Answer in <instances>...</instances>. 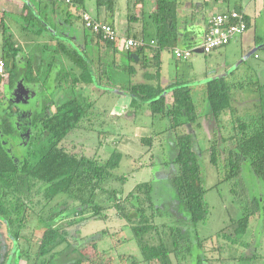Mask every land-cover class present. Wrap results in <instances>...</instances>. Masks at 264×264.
Masks as SVG:
<instances>
[{"label":"trees","instance_id":"obj_1","mask_svg":"<svg viewBox=\"0 0 264 264\" xmlns=\"http://www.w3.org/2000/svg\"><path fill=\"white\" fill-rule=\"evenodd\" d=\"M138 1L139 4L126 0L127 27H132L133 22H140L147 16L151 21L148 25L152 27L154 43L145 40L146 25L142 26L140 36L128 28L122 37L142 38L147 43L133 49L120 47L118 42L105 38L103 33L87 28L82 20L83 13L87 12L94 20L109 24L117 30V0H95L97 16L84 8L85 0L44 1L51 15L60 18L65 25L75 20L82 21L85 30L81 38L83 46L76 48V45L66 44L58 38L54 49L80 71L72 76L70 71L55 72L52 68L47 69L48 73L42 76L44 61L36 65L26 57L23 48L13 41L4 19L0 18L3 30L0 60L5 63V76L0 75V91L3 92L0 99L3 113L0 115V227L4 225L8 230L13 229L15 240L19 238L26 241L27 248L21 251L19 257H25L27 264L30 261L31 264H114L112 253L99 249V242L111 236L109 231L100 230L86 236L80 232L85 222L94 219L106 221L105 211L111 205L118 212V217L129 224L131 239L140 252L141 260L131 264H174V260L176 264H214L225 260L221 255V245L213 249L220 253V258L212 259L208 255L207 243L216 239L214 236L203 238L198 231V224L209 218L210 208L206 200L207 189L197 143L201 115L193 88L188 81L179 78L167 84L160 79L162 53L172 51L174 55V49L180 46L182 39L181 25L188 24L180 21L184 7L194 10L190 15V20L194 21L197 18L196 10H201L203 4L199 5L195 0H154V8L151 9L150 2L146 3L148 0ZM137 7L141 10V17L133 12ZM233 9L242 12L239 8ZM101 11L105 14L104 21L100 20ZM23 20L28 25L22 30L35 34H42L43 29L48 30L42 23L47 19L42 20L31 12ZM33 21L41 22L42 26L29 28V22ZM246 22L248 28L247 16ZM69 38L64 36L62 39ZM185 39H189V36ZM198 44H188L185 48H193ZM87 45H90L89 51L85 50ZM197 51L200 50L195 49L192 56ZM133 54L138 56V61L132 57ZM49 62L50 67L53 61ZM114 70L128 72L129 76H142L138 82L130 80L128 85H121L119 91L124 90V93L136 99H144L153 118L159 117L168 122L161 133H153L141 140L151 148L155 143L158 145L157 141L160 146L165 139L168 143L173 142L169 143L173 154L165 162V165H173L175 168L170 181L167 179L174 192L168 198L159 195L153 181L137 184L122 198L116 189L103 186L104 182L113 178L112 170L119 166L121 153L114 152L103 161L97 156L69 152L62 145L66 137L87 119L92 107L77 84L84 82L93 84L95 88L109 87ZM51 74L54 87L57 91L61 89L57 100L47 97L39 110H32L31 114L24 116L19 107L21 100L14 98L18 84L22 82L25 87L31 86L32 90L33 87H43L45 81L51 80ZM226 77L215 76L200 85L203 88V102L207 103L206 121L210 134L207 150L210 152L211 163L225 170L224 181L231 183L233 198L239 202L243 212L238 219H231L230 224L215 237L225 238L233 245L249 247L251 243L245 237L251 220L258 219L264 228V195L250 191L241 177L243 164L248 163L250 173L264 183V109L261 107L264 105V83L229 82ZM246 86H252V91L257 94L254 99L256 112L240 115L233 106L234 92H240ZM21 97L23 102L30 101V95L21 94ZM258 107L261 110L258 111ZM227 116L230 128L224 123ZM224 127L229 129L225 130V134L221 133ZM168 134L171 136L168 137ZM163 135L166 138L162 139ZM16 146H25L26 154L17 156L13 152ZM125 178L123 176L119 179ZM34 190L42 194L36 195L42 197L36 204L31 195ZM104 196L109 201H105ZM112 200L113 203L109 205L107 202ZM31 219L44 226L38 243L32 242L31 235L22 234L31 227ZM229 227L231 231H228ZM32 244L36 245L34 251ZM254 244L257 246L258 243L254 241ZM88 247L93 251L90 255L86 252ZM114 247L115 251L119 248ZM232 255L236 257L234 252ZM119 258L124 260V255H119ZM242 258L250 259L244 255Z\"/></svg>","mask_w":264,"mask_h":264},{"label":"rangeland","instance_id":"obj_2","mask_svg":"<svg viewBox=\"0 0 264 264\" xmlns=\"http://www.w3.org/2000/svg\"><path fill=\"white\" fill-rule=\"evenodd\" d=\"M134 1L135 3L139 2L138 0H133V2ZM218 1L221 0H207V3L213 6L218 5ZM149 2L150 8L153 9L155 1H146L147 4ZM195 2L203 4L205 0H195ZM223 4L225 8L232 9L239 6V4L248 5L247 13L252 19V27L249 35H253L254 30H256L259 41L256 44H253L252 41H248L249 45L244 42L242 46L240 44L236 46L235 43H232L227 47L224 46L225 48L222 47L214 50L211 54H203L202 51H197L189 60H178L174 57L172 51H164L161 55L160 79L165 84L175 78L188 81V84L193 88L195 102L200 108L201 127L198 129L197 143L201 151L200 161L203 169L204 185L207 189L206 200L209 204L210 215L206 222L198 224V231L199 235L203 238L214 236V239H216L207 243L208 255L212 259L220 258V253L213 249L221 245L223 247V253H221V255L225 260H222V262H214V264H264V228L263 223L259 222L258 219L251 220L250 227L245 237L251 243L249 247H243L238 244L233 245L225 238L215 237L219 231L230 224L231 219H238L241 217L243 211L240 208L239 202L235 201L233 198L234 195L231 192V183L224 181L225 170L222 167L217 168L210 161V152L207 150L208 144H210L208 121H206L208 118L206 116L207 103L203 102V94L201 92L203 88H201L200 85L208 79L219 75L227 76L226 78L229 82L253 81L261 84L264 83V0H225ZM84 8L93 16H97L98 11L95 0H85ZM117 8V13L115 15L116 29L121 36H125L128 24L126 17V0H117ZM200 8L201 10H196L195 12L197 20L195 24L193 23L194 26L200 23L205 16V9L202 7ZM210 8L211 7H208L207 9L208 13ZM193 11L188 13V16L181 14L182 20L184 17H189L188 19L190 20L192 18L190 15ZM133 12H135L138 17L142 15L139 7L135 8ZM100 19L102 21L105 20L103 11L100 13ZM191 22L190 20L188 25L191 26ZM42 23L48 29H43V35L40 36L29 31L33 39H25L26 36H24L23 32H26V29L22 30V27L28 25V23L21 18H16L12 24V32H14V34L12 33L13 41L23 48L24 55L32 59L36 65H40L41 62L44 61L41 70L42 76L48 73L47 69L49 68L54 69L55 72L58 70H63L64 73L70 71L71 76L79 74L80 71L73 68L74 66L71 61L62 54H58L54 51L58 39H52L50 32H56L61 36L70 37L69 39H60V41H64L66 44L76 45V48L79 45L83 46L81 42L83 40L81 38L85 30L82 21L75 20L70 25L64 24L58 28H56L54 20L49 19L47 21H42ZM148 23L151 24V21L145 16L144 20L141 19V21L137 23L133 22L132 27L140 36L142 34V26L146 25L145 36L146 39L149 40L152 36V27L149 26ZM40 26H42L41 22L33 21L29 22L28 27L34 29ZM244 35L245 34H243V36ZM75 37H77V39H74ZM189 39H192V37L189 36ZM193 39H199V37L197 36ZM1 48L2 39L0 34V53ZM86 49L89 51L91 49L90 45H87L85 50ZM96 54L97 53H95V55ZM49 61H53L50 67L48 66L50 63ZM138 80H142V76L139 74L137 76H129L128 72L114 70L112 73V84L109 87L95 88L93 84L79 82L77 88H82L81 94L84 97H88V101L91 102L92 107H90L87 119L83 121L78 129L74 130L66 137L62 145L69 152L89 157L97 156L98 159L103 161H106L110 154L114 152L121 153L122 157L119 166L112 170L114 174L113 178L104 182L103 186L107 189H116L119 193L118 195H122V198L127 196L137 184L147 181H153L158 189L159 195L168 198V195H174L169 178L172 176V173L175 172V168L173 165H165V162L173 154L172 145H169V143L173 142L170 141L168 143L165 139L163 145L160 146L159 141H157L158 145L155 143L151 148L141 141L142 138L150 137L153 133H161L163 129L166 128L168 122L167 120H160L159 117L153 118L151 112L147 109V103L144 99H136L129 93H124V90L119 91V88L123 85H128L129 81L135 83L138 82ZM52 81L51 74V80L45 81L43 87H33L32 90L31 86H26L25 88L28 95H30L29 102L27 100V102H23L19 91H15L14 98L17 101L21 100L19 107L22 112H24V116L25 114H31L30 111L32 110H39L47 97L57 100L58 93L61 89L57 91ZM42 82L41 80V83ZM149 82L154 84L152 80ZM252 89V86H246L240 92H234L233 106L240 115L245 112H256L254 99L257 94L254 93ZM2 93L3 92L0 91V99ZM261 107L264 109V105ZM261 107H258V111L261 110ZM2 114V107L0 105V115ZM22 116L21 113L20 117ZM227 121H229V116L224 120V123L230 128ZM223 129L221 133L224 132V134L226 132L225 130H229L225 129V127ZM98 130H101V133ZM170 136L171 135L168 134V137ZM161 138H166V136L163 135ZM199 138L201 140H199ZM26 151L27 149L25 146H16L13 152L17 156H22L26 154ZM248 167V163L243 164L242 182L250 191H254L255 194L264 195V183L251 174ZM123 176H126V178L122 180L119 179ZM167 179H169V181ZM239 182H241V180H239ZM33 192L34 193L31 194L33 195L32 201L36 204V202L42 198L36 195L42 194H37L35 190ZM103 198L106 199L105 201H109L107 196ZM107 203L111 205L113 200ZM46 211H48V209H46ZM43 215L47 217L45 213ZM105 215L107 216L106 221L94 219L85 222L80 228L82 235L86 236L100 230H107L111 236L99 242V249L101 251H110L114 258V264H131V262L141 260L140 252L133 239H131L132 235L130 233L129 224L124 219L118 217V212L112 208V205L105 211ZM29 224L33 228L36 226V231L40 234L42 227L38 222H34V220L31 219ZM231 229L232 228L228 231H231ZM28 230H30V228L26 230V235H31ZM26 232L24 231L23 233L25 234ZM254 241L258 243L257 246H255ZM259 244H262V246H258ZM114 246L119 247L117 251L114 250ZM33 247L36 250L35 244ZM86 252H88L89 255L92 254V248L88 247ZM233 252L236 254V257H232ZM119 255H124V260H121ZM243 255L248 256L250 259H243ZM7 259L9 260V258ZM8 260L5 264H8ZM174 264H176L175 260Z\"/></svg>","mask_w":264,"mask_h":264},{"label":"crops","instance_id":"obj_3","mask_svg":"<svg viewBox=\"0 0 264 264\" xmlns=\"http://www.w3.org/2000/svg\"><path fill=\"white\" fill-rule=\"evenodd\" d=\"M217 1V0H216ZM195 2V1H194ZM198 3V2H195ZM218 5H209V3H207V0H205V2L203 3L202 7L205 9V16L202 18V21L198 24H196V26L193 25V23L195 24V21L191 22V26L188 25L190 20L188 18H181V23L186 21L188 22V24H182L181 25V41H180V46L181 48H185L187 47L188 44H192V43H200L203 39L204 36V32L208 23V19L211 15L223 11V10H228V9H232V8H225L224 4H223V0L218 1L217 2ZM199 5H201V3H198ZM29 8H28V7ZM208 7H211L209 9V13L207 11ZM236 8H239L240 10H242V12H244L246 14V16L249 18V27L247 32L245 33L244 36L239 37L236 41L232 42L235 43L236 46H238L239 44L242 46L244 45V42H246L245 44H248V41H252L253 44H256L259 41V37H257V31L254 30L253 35H249V32L251 30L252 27V19L251 16L248 15L247 13V8L248 5L245 4H239V6H236ZM29 9H31L29 11ZM118 9V8H117ZM183 13H187V14H183L184 16H188V13L192 12L193 10L191 8H189L188 6H186V8L184 7L183 9ZM215 11V12H213ZM33 13L34 15H38L40 17V19H47V20H54L56 28L61 27V25H64L65 23L62 22V20L54 15H51L50 13V9L48 7H45V3L43 2V4H39L38 2L34 1V0H0V18L4 19L5 25L8 27L9 31L11 32V34L14 32H12V24L14 22V20H16V18H21L23 19V17H25V15L27 13ZM49 15L47 16L48 18H45V15ZM116 19V18H115ZM101 20V19H100ZM257 25V22H256ZM187 27V28H185ZM131 29L134 31L133 27H130L128 25L127 30ZM23 29V27H22ZM188 31H191V33H187ZM136 32V31H134ZM52 33V32H50ZM0 34H1V39H2V44H3V30L0 27ZM12 34V35H13ZM25 39H33L31 38V34L29 33V30H26V32H23ZM187 34V35H186ZM38 35H43V34H38ZM51 35V34H50ZM53 35L55 37H53ZM53 35H51L52 39H62L64 38V36L57 34L56 32L53 33ZM191 36L192 39H185L186 37ZM199 37V39H193L196 37ZM74 39H77V37H75ZM148 43H150L153 38L151 36V38L145 39ZM80 42V41H79ZM82 42V41H81ZM230 43V44H232ZM81 44V43H80ZM229 44V45H230ZM263 44H264V39H263ZM227 45V46H229ZM225 46V47H227ZM223 47V48H225ZM2 49V48H1ZM39 223V222H38ZM39 225L42 227V230L39 233H37L36 231V226L35 228H33L31 225L30 230H28V232L31 234L32 237V242L33 243H38L42 237V233L44 230V226L41 225V223H39ZM26 232V230H24ZM13 232H15L13 229L8 230L7 226H1L0 227V264H5V262L8 260L7 258H9L8 260V264H27V259L24 257L23 259L20 258L19 256L21 255V251L25 250V248H27V243L24 239H19L17 238V240H15L14 236H13ZM22 234H24L22 232ZM27 234V232L25 233ZM35 237V238H34ZM34 245V244H32ZM33 251L35 250V248L32 246ZM32 263V261H30V264Z\"/></svg>","mask_w":264,"mask_h":264},{"label":"built area","instance_id":"obj_4","mask_svg":"<svg viewBox=\"0 0 264 264\" xmlns=\"http://www.w3.org/2000/svg\"><path fill=\"white\" fill-rule=\"evenodd\" d=\"M44 2L46 0H37ZM69 1V0H67ZM84 25L95 32L103 33L104 37L118 42L124 49H133L146 45L144 39H134L132 37H122L117 30L109 24L94 20L91 15L84 12L82 15ZM246 14L235 9H228L211 15L205 29L202 41L193 48L174 49V55L179 60H187L192 56L195 49H199L204 54H210L214 50L229 45L247 32ZM154 42L151 41V44ZM5 63L0 60V75L5 76Z\"/></svg>","mask_w":264,"mask_h":264},{"label":"water","instance_id":"obj_5","mask_svg":"<svg viewBox=\"0 0 264 264\" xmlns=\"http://www.w3.org/2000/svg\"><path fill=\"white\" fill-rule=\"evenodd\" d=\"M132 57H134L135 60L138 61V56L136 54H133ZM17 90L19 91V93L27 95V90L25 89V86L23 84H18Z\"/></svg>","mask_w":264,"mask_h":264},{"label":"flooded vegetation","instance_id":"obj_6","mask_svg":"<svg viewBox=\"0 0 264 264\" xmlns=\"http://www.w3.org/2000/svg\"><path fill=\"white\" fill-rule=\"evenodd\" d=\"M24 96H28V94L27 95L25 94Z\"/></svg>","mask_w":264,"mask_h":264}]
</instances>
